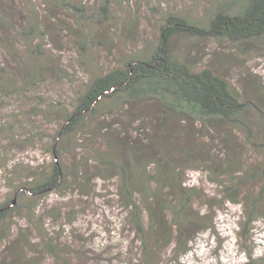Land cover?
<instances>
[{
  "label": "trees",
  "instance_id": "trees-1",
  "mask_svg": "<svg viewBox=\"0 0 264 264\" xmlns=\"http://www.w3.org/2000/svg\"><path fill=\"white\" fill-rule=\"evenodd\" d=\"M46 3L48 19L0 6V178L9 193L0 200V264H42L48 254L71 264L45 225L73 211L48 208L46 200L52 194L72 201L87 197L100 181L113 185L109 193L141 234L144 256L139 261L147 264L150 241L176 239L178 249L189 248L194 238L187 232L189 224L206 223L209 215L197 213L196 202L207 203L208 210L242 204L244 234L264 219V79L244 72L235 81L210 64L211 57L201 62L183 55L188 40H225L237 50L244 42L263 39L264 0L220 6L204 24L170 14L151 48L106 70L86 69L88 78L72 84L68 98L50 104L56 115L50 117L38 103L24 119L16 118L4 110L11 106L9 98L36 92L48 75L67 74L61 58L36 41H51L49 35L58 28L66 37L77 29L81 33L71 38L82 53L93 29L120 22L111 9L125 2L102 0L93 7L83 0ZM55 6L67 10L77 28L52 18ZM230 128L258 152L256 164L234 152ZM11 143L24 150L41 145L47 157L35 164L11 163ZM187 168L209 170L221 198L189 183ZM249 183L252 187L243 192ZM245 264L264 262L250 256Z\"/></svg>",
  "mask_w": 264,
  "mask_h": 264
},
{
  "label": "rangeland",
  "instance_id": "rangeland-1",
  "mask_svg": "<svg viewBox=\"0 0 264 264\" xmlns=\"http://www.w3.org/2000/svg\"><path fill=\"white\" fill-rule=\"evenodd\" d=\"M49 1L58 3V0ZM83 1L87 2L89 7H93L102 0ZM234 1L236 0H124L125 3L121 7L111 9L117 13L120 22L117 25L110 22L98 31L93 29L91 31L93 37L90 36L85 44L87 49L82 53L71 38L79 35L81 31L73 29L66 37L62 29L58 28L56 35L54 33L52 36L49 35L51 41L39 38L35 44H45L44 50L47 53L61 58L60 65L64 64L66 76L58 78L48 75L45 84L36 92L14 94L8 99L11 106L7 105L4 110L13 112L16 118H23V115H27L26 113L39 103L44 110L50 112L52 102L68 98L66 94L71 93L72 84L77 85L88 78L87 71L92 73L97 69L106 70L118 66L132 53L147 50L156 44L168 15H180L204 24L220 6L232 5ZM0 6L12 8L27 17L29 13L48 19L46 0H0ZM50 16L67 26L77 28L75 18L60 6H55ZM234 48L225 40L194 39L184 43L183 55L201 62H207V57H211L210 64L231 75L235 81L239 76H243L244 72L257 75L254 80L258 77L264 79V38L244 42L240 48H236L241 50L239 52ZM35 95H39L40 98ZM53 115L56 113L51 111L50 117ZM13 120L14 117H11L10 121ZM47 127L50 129L53 125L48 124ZM230 137V146L244 161L249 165L258 162V152L250 150L238 130L231 129ZM9 145L10 150L7 154L11 163L35 164L47 157L45 148L41 145L36 149L27 147L26 150L15 143ZM34 159L36 161H32ZM185 171L187 179H190L189 183L200 186L215 198H221L217 187L208 177L209 170L204 172L187 168ZM5 181L0 178V200L5 198V194H9ZM251 187L252 183H249L243 192ZM111 188L112 184L100 181L95 192L87 197L76 196L72 201L52 194L47 198L48 208L62 207L64 212L73 211L70 216H64L62 219L56 221L49 219L45 225L47 227L45 230L50 231L55 240L58 239L56 241L63 250L62 255L68 257L71 264H147L145 261H139L144 256L141 234L128 223L127 211L112 193H109ZM206 204L196 202L197 213L209 215L206 217V223L189 224L187 232L189 236L194 237L189 243V248L178 249L176 239H172L169 244L167 242L156 244L155 241H150L147 255L151 264H245L250 256L264 262V219L260 218L253 227H250V232L244 234L246 210L242 204H226L225 207L216 206L211 210H208ZM71 217L73 221L67 222ZM42 261V264H63L61 261H55L49 254L45 255Z\"/></svg>",
  "mask_w": 264,
  "mask_h": 264
}]
</instances>
